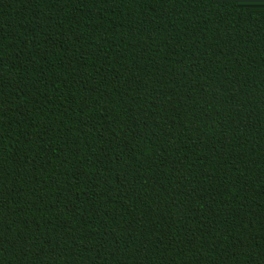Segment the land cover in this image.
Segmentation results:
<instances>
[{"label":"trees","instance_id":"1","mask_svg":"<svg viewBox=\"0 0 264 264\" xmlns=\"http://www.w3.org/2000/svg\"><path fill=\"white\" fill-rule=\"evenodd\" d=\"M0 264H264V0H0Z\"/></svg>","mask_w":264,"mask_h":264}]
</instances>
